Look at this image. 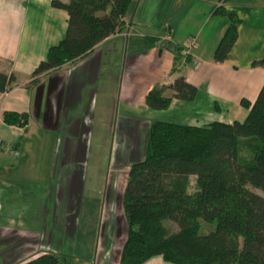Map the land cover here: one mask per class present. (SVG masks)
I'll use <instances>...</instances> for the list:
<instances>
[{"label":"crops","instance_id":"0c3cea01","mask_svg":"<svg viewBox=\"0 0 264 264\" xmlns=\"http://www.w3.org/2000/svg\"><path fill=\"white\" fill-rule=\"evenodd\" d=\"M52 1L0 0V73L15 77L10 90L0 95V142L18 153L11 157L0 152V264H22L41 255L27 241H38L43 248L46 219L53 229L55 219L66 218L67 232L81 210L83 167L94 131L100 132V149L101 132L108 130V167L119 162L128 169L143 158L152 122L172 119L195 127L242 122L247 111L240 101L254 102L264 86V68L252 66L264 57V0H232L223 6L233 16L237 39L222 63L212 60L228 26L225 16L214 14L219 0H196V16L188 18L191 28L187 23L180 27L182 14L171 19L160 13L159 0H152L153 5L151 0H133L123 18L126 37L111 35L87 57L31 84L30 74L66 32L67 14L52 8ZM191 38L196 39L191 63L182 59L172 73L173 49L183 53ZM179 76L196 87V98L173 100L165 111L149 109L145 97L151 89L167 87ZM6 112L27 115V125H6ZM103 208L110 236L116 209L99 206ZM120 208L123 214L122 198ZM35 215L45 219L43 229L22 221ZM155 260L161 261L152 258L145 264L165 263L161 257Z\"/></svg>","mask_w":264,"mask_h":264},{"label":"trees","instance_id":"16d2710c","mask_svg":"<svg viewBox=\"0 0 264 264\" xmlns=\"http://www.w3.org/2000/svg\"><path fill=\"white\" fill-rule=\"evenodd\" d=\"M133 0H53L51 7L67 14L63 39L51 46L30 74L35 84L44 75L87 57L116 33H123ZM219 0L214 14L228 26L212 60L222 63L236 42L233 16ZM172 73L191 63L174 48ZM264 68V57L253 62ZM13 74L0 73V94L10 90ZM170 90L172 96L164 92ZM197 89L183 76L169 86H154L145 104L167 110L173 100L191 102ZM242 122H211L195 127L173 122L150 124L143 158L127 172L122 195L126 238L119 264H145L161 257L166 264H264V86L254 102L242 99ZM6 125L25 127L27 115L3 113ZM194 177L193 190L190 178ZM255 190L262 193L258 195ZM176 226V232L169 230ZM202 226H212L201 233ZM22 264H70L56 253H44Z\"/></svg>","mask_w":264,"mask_h":264},{"label":"rangeland","instance_id":"374dc122","mask_svg":"<svg viewBox=\"0 0 264 264\" xmlns=\"http://www.w3.org/2000/svg\"><path fill=\"white\" fill-rule=\"evenodd\" d=\"M150 4L153 5L152 0ZM196 7V0H159L157 9L160 13L167 16H174L171 19L182 14L180 27L182 28L184 23H187V28H191L192 26L189 24L190 19L188 21V18H195ZM165 122L173 121L172 119H166ZM99 133V131L96 133L94 131L93 134H91L93 140L89 153L87 154L85 167H83L84 184L83 191H81V210L77 213L76 217H74L75 220L71 219V225L67 228V232H64V223L67 222L66 218L55 219L56 221L54 222L53 229L50 226L48 227L47 219L46 223L45 219L44 222H42L43 219L36 215L30 219H22V221L33 225V227L37 229H43L42 225H44V223L46 225L45 233L40 239L41 243L44 245H42L43 248L37 245V240L36 245L33 244L32 239L27 241L33 245L35 254L39 255V252H41V254L49 252L56 253L66 259L70 264H95V262H97V264H119V248L122 245V241L126 238V224L123 219L124 216L120 212V202L122 198H120V195L123 194V186H125L127 182L128 169L125 165L119 164V162L114 165L113 162H111L110 167H108L110 136L106 129L105 132H101L100 149H98L96 144L100 142L98 138ZM98 150L101 152L95 153V151ZM106 178L109 184L106 183L107 185L105 186ZM190 183V190L192 191L194 177L190 178ZM255 192L262 196L260 191L255 190ZM110 197H113L112 202L107 203L106 201ZM104 204L111 205L113 210L119 205L115 210V217L112 215L110 218L112 225L110 236L107 234L108 218L103 217L104 215L102 213L105 208H103L102 211L99 209V206L103 207ZM61 221H63V224ZM31 227L32 226H29L30 229ZM212 229V226H202L201 233H208ZM169 230L171 232H176L177 228L175 225L169 224ZM28 238H30V236H28L27 239ZM25 240L26 239H23L21 242ZM25 254L26 252L22 251V256ZM156 258L159 257L153 258L155 263L161 261L155 260ZM29 260H32V258L27 261Z\"/></svg>","mask_w":264,"mask_h":264},{"label":"built area","instance_id":"2783aa9c","mask_svg":"<svg viewBox=\"0 0 264 264\" xmlns=\"http://www.w3.org/2000/svg\"><path fill=\"white\" fill-rule=\"evenodd\" d=\"M113 36L126 37L127 34L123 32V33H116ZM195 43H196V39L195 38H191L186 43L185 49L183 50V53H182L184 57H187V56L190 57L191 51L195 47ZM194 64H195V62H194ZM0 152H5L8 155H10L11 157H16L18 155V153L12 147H9V146L3 144L2 142H0Z\"/></svg>","mask_w":264,"mask_h":264}]
</instances>
